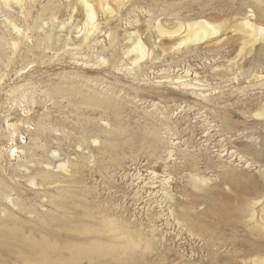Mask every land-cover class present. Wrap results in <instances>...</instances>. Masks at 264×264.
Segmentation results:
<instances>
[{"label": "rangeland", "instance_id": "1", "mask_svg": "<svg viewBox=\"0 0 264 264\" xmlns=\"http://www.w3.org/2000/svg\"><path fill=\"white\" fill-rule=\"evenodd\" d=\"M79 2L0 0V264H264V0Z\"/></svg>", "mask_w": 264, "mask_h": 264}, {"label": "bare ground", "instance_id": "2", "mask_svg": "<svg viewBox=\"0 0 264 264\" xmlns=\"http://www.w3.org/2000/svg\"><path fill=\"white\" fill-rule=\"evenodd\" d=\"M5 5H8V3L10 2V0H3ZM16 3L18 4H22L24 0H14ZM91 1L92 0H82V2L84 3V7L86 9V15H87V18H86V21L84 23V38H85V41L87 39H89L91 37L92 34L96 33L97 30H99V25L100 23L97 22L96 20V13H95V9H94V6L93 4H91ZM104 2L107 3V0H103ZM119 5V7L123 6L128 0H115ZM81 2V0H80ZM79 2V3H80ZM99 2L101 3V0H99ZM106 5V4H104ZM103 4H101V9L103 10V12L106 10L108 14L110 15H114L117 13V11L112 8V7H104ZM109 5V4H107ZM100 6V5H99ZM105 8V10H104ZM200 20V19H199ZM187 23V22H186ZM13 24V23H12ZM150 24V23H149ZM249 26L251 28V30L247 31V29H245L246 27L245 26ZM244 28L245 29V32L247 31L248 34H251L252 36L254 37H257L258 35L261 36L260 33H262L261 31H263L261 28H257L255 26H253V24L251 25V23L249 22H246L244 23ZM184 26V25H183ZM183 26H179L178 29H176L175 31H170V30H167V28H164L162 25H157V31L159 32L160 35H174V34H178V33H181L180 32V29L181 27ZM223 25L222 24H219V25H211L210 23L206 22L205 20L203 21H196V22H193V23H188V26L186 25V28L187 29V33H186V36L184 39H182L176 47H174L175 49H178L180 48L182 45H186L188 43L190 44H195V43H199L201 42L202 40L204 39H207V38H210L212 36H216L217 34H219V31ZM230 26V25H229ZM231 27V26H230ZM13 29H15L17 32H19V29L18 27L16 26H13L12 27ZM183 29V28H182ZM261 30V31H260ZM137 31V30H136ZM133 32L130 34V37H131V40L134 42V45L132 46L133 48L131 49V51H129V53H132V52H135L137 54V57L136 59L133 61V64H137L145 57H148L149 56V50L147 49L146 45L143 43V41L141 40L140 36L138 35V32ZM185 31V30H184ZM263 36V35H262ZM116 41V40H115ZM129 41V40H128ZM241 48V47H240ZM127 53V54H129ZM105 61V60H104ZM170 79V77H169ZM179 82H181V84H184V85H189L190 83H186L185 80L180 77L177 79ZM177 81V82H178ZM184 81V82H183ZM264 81V80H263ZM175 83V82H174ZM258 83V82H257ZM177 84V83H176ZM196 84V83H195ZM254 84V83H253ZM183 86V85H182ZM195 87V85H194ZM199 90V89H198ZM195 93V92H194ZM198 93V92H197ZM201 94V91L199 92ZM199 94V95H200ZM205 97V96H204ZM262 113V112H261ZM264 114V112L262 113ZM260 115V114H259ZM261 116V115H260ZM13 127V126H12ZM33 133V132H32ZM15 149V148H14ZM173 152V151H172ZM171 151L169 153H172ZM171 157V156H170ZM60 167H63V165H61ZM59 167V168H60ZM67 167V166H66ZM64 169V168H63ZM41 174V173H40ZM43 178V177H42ZM43 181L44 183L46 182H49V178L47 177H44L43 178ZM31 183L33 185H36L35 181L34 180H31ZM48 190V189H47ZM0 194H2V196H4L6 199H9L10 201H12V197L9 196V193L6 191V189L4 188L3 189V186L1 187L0 186ZM60 194V193H59ZM166 194V193H165ZM49 195V194H48ZM51 204V203H50ZM26 206V205H25ZM31 208V207H29ZM171 212V211H170ZM2 213V212H1ZM0 213V214H1ZM8 214V213H7ZM1 217V216H0ZM22 221V220H21ZM40 224V223H39ZM33 226V225H32ZM20 228V226H19ZM20 231V230H19ZM35 232V231H34ZM24 233V232H23ZM5 234V233H4ZM25 234V233H24ZM32 234V233H31ZM22 236V235H21ZM26 237V236H25ZM32 237V236H31ZM40 237V236H39ZM139 238V237H138ZM21 239V238H20ZM140 240V239H139ZM45 242V241H44ZM46 243V242H45ZM117 243V242H116ZM123 243V242H121ZM33 244V247L35 248L36 247V244L35 243H32ZM49 245V243H48ZM41 247H44V246H41ZM54 247V246H53ZM78 248V246H76ZM81 251H82V248H79ZM149 249V248H148ZM8 250V249H7ZM59 250V249H58ZM85 250V249H84ZM62 251V250H61ZM95 251V250H94ZM84 252V251H82ZM85 252H87V250H85ZM112 252V251H111ZM36 253V252H35ZM34 253V254H35ZM63 253V252H62ZM81 253V252H80ZM26 254V253H25ZM105 254V253H104ZM112 254V253H111ZM23 255V254H22ZM107 255V254H105ZM113 255V254H112ZM91 256V255H90ZM104 256V255H103ZM26 263L27 264H36V263H47L49 261H51V258L52 256L50 255V252L48 251H45L44 252H39V253H36V255L32 256L30 254H26ZM109 257H111L109 255ZM113 258V257H111ZM117 258V257H116ZM74 261V260H73ZM264 261V260H263ZM74 264V263H73Z\"/></svg>", "mask_w": 264, "mask_h": 264}]
</instances>
